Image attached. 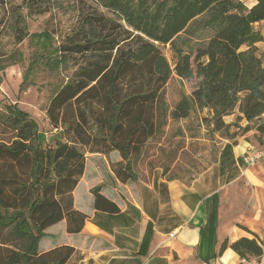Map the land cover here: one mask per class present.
Instances as JSON below:
<instances>
[{
  "label": "trees",
  "instance_id": "16d2710c",
  "mask_svg": "<svg viewBox=\"0 0 264 264\" xmlns=\"http://www.w3.org/2000/svg\"><path fill=\"white\" fill-rule=\"evenodd\" d=\"M25 5L30 15L43 12L33 0ZM76 6L77 24L57 45L46 30L35 35L39 51L20 83V89L33 84L35 63L51 72L63 66L65 76L44 107L50 135L16 104L0 109V264H63L70 257V246L39 253L37 244L64 218L68 232L80 230L85 215L73 208L72 190L87 152L117 151L110 170L125 183L137 179L134 159L168 116L179 120L205 110L203 122L230 139L249 129L264 132V60L254 28L264 20V0L250 6L241 0H78ZM10 8L5 23L14 17L16 40L22 41V17ZM201 28L210 35L190 47L186 35ZM166 44L172 64L160 48ZM172 73L180 81L195 73L198 81L168 112L163 88ZM227 115H233L229 123ZM231 126L237 130L229 132ZM100 188H91L94 208L116 212ZM226 245L240 257L260 256L264 240H224L221 249Z\"/></svg>",
  "mask_w": 264,
  "mask_h": 264
},
{
  "label": "crops",
  "instance_id": "0c3cea01",
  "mask_svg": "<svg viewBox=\"0 0 264 264\" xmlns=\"http://www.w3.org/2000/svg\"><path fill=\"white\" fill-rule=\"evenodd\" d=\"M254 28L264 33V20ZM232 120L233 115L224 116L226 123ZM246 123L239 121L242 127ZM225 145L230 147L223 149ZM259 146L264 147V132H238L231 139L223 138L215 162L203 172L172 173V166L164 171L163 164L125 183L114 177L111 160L104 157L108 174L93 161L94 178L85 181V161L83 175L72 190L73 208L85 215L80 230L68 232L64 218L44 230L37 251L72 247L63 264H264V246L260 256L246 257L229 245L221 249L224 240L231 243L254 236L264 240V157L250 166L240 162L243 152ZM96 185L117 205L116 212L94 208L91 188Z\"/></svg>",
  "mask_w": 264,
  "mask_h": 264
},
{
  "label": "rangeland",
  "instance_id": "374dc122",
  "mask_svg": "<svg viewBox=\"0 0 264 264\" xmlns=\"http://www.w3.org/2000/svg\"><path fill=\"white\" fill-rule=\"evenodd\" d=\"M33 1L39 5V9H42L43 12L28 14L26 0H0V20L4 21L0 32V64L5 65L4 69L0 70V109L4 110L9 102L16 104L19 109L25 111L33 119L41 131L49 136L52 128L45 116L44 107L54 84L65 76V71L62 70L63 66L59 67L60 70L51 72L47 68V64L35 63L36 66L33 67L29 76V80L33 81V84L20 89V83L24 71L33 65L34 55L39 51L38 38L35 35L46 30L52 35L49 41L53 45H57L64 35L77 24L76 4L78 0ZM241 1L248 6L253 0ZM11 6H16L18 14L22 17L20 25L26 33L22 41L16 40L17 31L15 30L14 17L10 15L9 22L5 23L7 20L5 17H8L11 12ZM192 33L186 35L190 41V43L188 42L190 47L199 44L200 40H205L210 35V30L201 28ZM160 48L172 64L174 53L169 44L160 46ZM197 81L195 73L191 78H184L181 81L176 74H171L163 88V98L168 112L182 92L190 94L193 91ZM205 115L206 111L203 110L195 114L190 113L189 117L185 119L172 120L168 116L160 131L148 140L141 154L134 159L135 171L143 176L148 169L163 164L167 165L168 169L172 166V173L190 170L198 174L208 169L215 162L225 136L223 137L218 131H212L211 126L203 122L202 117ZM257 141L261 144V137H257ZM114 152L115 154L110 152L108 155L102 156L87 152L85 161L88 165L85 181H91L94 178L93 166H90L93 161V163L100 162L99 170L107 175V166L103 157L108 161H116L118 152ZM174 162L175 164L172 165ZM78 191L82 193L83 183L79 185Z\"/></svg>",
  "mask_w": 264,
  "mask_h": 264
},
{
  "label": "built area",
  "instance_id": "2783aa9c",
  "mask_svg": "<svg viewBox=\"0 0 264 264\" xmlns=\"http://www.w3.org/2000/svg\"><path fill=\"white\" fill-rule=\"evenodd\" d=\"M257 44L259 50L264 51V33L261 34V38ZM262 157H264V147H252L240 155V162L244 166H250L256 163ZM172 235L173 233L169 234V236Z\"/></svg>",
  "mask_w": 264,
  "mask_h": 264
}]
</instances>
